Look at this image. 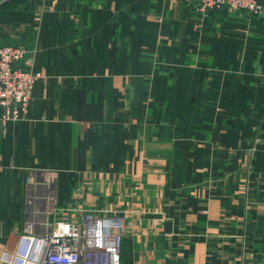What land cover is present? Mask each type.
Masks as SVG:
<instances>
[{
  "label": "crops",
  "instance_id": "1",
  "mask_svg": "<svg viewBox=\"0 0 264 264\" xmlns=\"http://www.w3.org/2000/svg\"><path fill=\"white\" fill-rule=\"evenodd\" d=\"M7 1V0H6ZM8 0L0 45L40 75L0 108V254L31 213L124 221L122 264H264V0Z\"/></svg>",
  "mask_w": 264,
  "mask_h": 264
},
{
  "label": "built area",
  "instance_id": "2",
  "mask_svg": "<svg viewBox=\"0 0 264 264\" xmlns=\"http://www.w3.org/2000/svg\"><path fill=\"white\" fill-rule=\"evenodd\" d=\"M193 1L199 24L213 10L258 12L257 0ZM6 0H0V6ZM28 50L23 45H0V108L2 122L17 121L28 111L35 82L40 75L20 64ZM35 212L19 235L16 246L4 248L0 264H122L124 221L99 208L77 209L71 205ZM38 218V217H37Z\"/></svg>",
  "mask_w": 264,
  "mask_h": 264
},
{
  "label": "rangeland",
  "instance_id": "3",
  "mask_svg": "<svg viewBox=\"0 0 264 264\" xmlns=\"http://www.w3.org/2000/svg\"><path fill=\"white\" fill-rule=\"evenodd\" d=\"M12 1V0H11ZM8 2V0L5 2V3H7ZM66 207V206H65Z\"/></svg>",
  "mask_w": 264,
  "mask_h": 264
}]
</instances>
